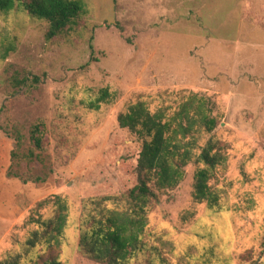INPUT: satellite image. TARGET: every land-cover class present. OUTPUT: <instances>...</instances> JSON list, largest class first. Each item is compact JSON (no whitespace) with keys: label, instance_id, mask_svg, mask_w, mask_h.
Masks as SVG:
<instances>
[{"label":"rangeland","instance_id":"374dc122","mask_svg":"<svg viewBox=\"0 0 264 264\" xmlns=\"http://www.w3.org/2000/svg\"><path fill=\"white\" fill-rule=\"evenodd\" d=\"M83 1L79 26L50 41L44 19L0 12V264H101L79 252L81 234L129 209L142 145L119 116L139 102L173 111L189 92L216 97L223 115L224 161L208 183L217 201L195 199L198 167H187L150 208L130 264H264V0ZM102 88L117 100L88 109ZM39 123L41 162L29 165ZM13 151L20 177L9 176ZM59 215L48 243L33 220Z\"/></svg>","mask_w":264,"mask_h":264},{"label":"trees","instance_id":"16d2710c","mask_svg":"<svg viewBox=\"0 0 264 264\" xmlns=\"http://www.w3.org/2000/svg\"><path fill=\"white\" fill-rule=\"evenodd\" d=\"M18 8L49 24L48 41L74 31L87 14L83 0H0L1 13ZM90 49L93 50V46ZM116 100V93L102 88L85 105L90 110L99 111ZM170 110V107H160L152 112L146 103L139 102L119 116V128L136 134L142 142L133 156L137 185L126 196L129 204L126 212L113 211L109 216L95 220L90 229L82 232L78 248L83 257L101 264H130L143 251V237L153 203L159 201V194L175 190L185 180L186 168L190 165L198 167L194 176L195 199L199 203H216L217 198L209 191L208 183L212 173L224 161L222 151L225 145L215 138L223 117L219 101L214 96L189 92L173 111ZM43 134L42 123L32 127L34 149L23 159L29 165L41 162V155L36 150L43 149ZM12 160L9 176L20 177L12 170L15 164L21 169L18 152H12ZM34 180L44 182L45 178L36 177ZM47 203L45 200L37 207ZM65 222L63 215L53 221L33 220L44 228L48 243L50 238H55L52 232L62 233ZM42 264L62 262L50 256Z\"/></svg>","mask_w":264,"mask_h":264}]
</instances>
